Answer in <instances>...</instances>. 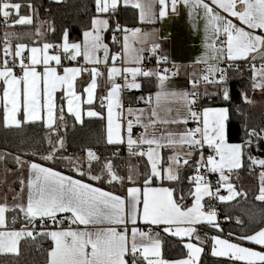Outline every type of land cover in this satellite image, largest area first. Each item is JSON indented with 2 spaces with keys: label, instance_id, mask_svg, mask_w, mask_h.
<instances>
[{
  "label": "snow or ice",
  "instance_id": "6c2138e0",
  "mask_svg": "<svg viewBox=\"0 0 264 264\" xmlns=\"http://www.w3.org/2000/svg\"><path fill=\"white\" fill-rule=\"evenodd\" d=\"M119 0H95L98 14L115 13ZM131 0H124L128 5ZM159 4V19L163 20L168 15L169 0H154ZM182 2L189 10V16L203 12L204 20V53L195 60V64L205 65L203 74L199 77L193 73L190 80L192 91H169L168 82L179 72V66L173 65L175 71L168 68L160 70H144L140 65L145 57L144 51H149L156 56V63L168 62V56H157L160 49L159 43H154L148 49L134 48L129 43V32L133 37L139 38L140 28H122L116 23L114 43L119 42L115 33L123 32V44L121 52L110 55L108 44L104 43L102 32L109 29V19L93 18L90 31L83 33L81 43H70L67 31L63 34V43L53 45L44 43L42 47H31L18 43L12 48L11 38L14 33H4L3 57L0 58V82L3 84L0 95L2 106V120L5 128H20L23 123L44 121L51 129L57 119L63 121L65 112L63 100L67 97V111L78 122H82L80 107L81 96L76 94L75 82L78 76L85 70L90 71L91 81L84 88L87 93L86 103L93 104V95L97 88V78L102 76L97 67L90 70L83 67H63L60 54H49L50 49L61 48L70 61H76L82 57L86 64L108 65L109 59L112 66L107 67V80L111 84L107 96L101 101V107H105L107 101V143L109 145L127 144L130 155L146 157L150 170L143 174L138 181L133 171L120 176L113 170L109 161L104 165L101 175L91 174V162L98 160L96 153L91 149L87 151L89 171L86 173L82 166L76 164L73 170L80 177L88 176L90 180L100 181L107 179L109 184H119L125 187L126 195L121 196L111 191L94 187L82 179H75L71 175H64L52 168L44 167L39 163L24 161L20 156L15 157L16 163L23 167L28 164L29 176L20 180L21 193L27 188L26 204H16L10 209L6 204L0 205V253L19 254V244L25 238L35 239L36 236L50 238L52 247L47 252V264H199L204 248L202 240L197 235L196 225L206 224L212 228H219L216 223V212L204 211L202 200L205 196L212 195L210 183L201 175V169L210 173H219V181L223 182L228 196H219V200L228 201L240 193L236 192L229 175L233 170L242 167L244 150L253 146V140L264 139L254 129L248 131L243 143H229V109L227 107H203L198 109L200 93L198 86L201 82L213 85L216 91L212 95L221 96L224 101L230 99L227 70L221 68V63L247 60L249 55L257 53L264 59V0H171V11L175 12L177 4ZM132 6L140 9V21L143 23L154 22V4L132 3ZM22 8L35 12L31 3L22 4L15 0H0V18L6 28L12 25H30L33 22L31 15H22ZM226 14V15H225ZM233 18L239 21V25L233 22ZM11 21V23H10ZM257 30L260 34H257ZM37 34H40L39 29ZM145 36L148 34H144ZM143 44V40H139ZM30 53L25 55V52ZM103 52L101 59L97 54ZM11 57V61L8 59ZM257 56L253 55L252 60ZM121 61L123 68L117 67L116 62ZM25 61H28L27 63ZM52 62L56 66H52ZM37 66H43V71H38ZM19 67L22 75H17L15 69ZM57 67H63V75L58 74ZM253 77L259 75L264 78V64L259 69L252 65ZM170 73V75H169ZM218 74V75H217ZM129 76L131 79H129ZM157 80L158 91L147 97H139L149 107L148 109H127L129 117L124 124V109L121 101L122 89L141 88L137 77H153ZM116 77H121L124 84L116 82ZM253 87H264V83L254 84ZM61 90V104L58 106L56 92ZM205 95H208L205 92ZM246 103H251L247 96ZM166 103H174L176 116H171L173 109L165 107ZM119 110V111H116ZM148 114V121L143 117ZM161 112L165 115L161 116ZM89 117H100L101 113L89 110ZM196 124L194 128L186 127L189 122ZM157 124H183L182 132L167 131L166 134L157 135ZM139 126L144 131L138 136H133V127ZM153 129L150 133L149 129ZM63 147V141H59ZM147 146L146 150L144 146ZM207 146L211 154L204 156V148ZM187 148L181 154L179 151L168 158V167L160 166V149L162 148ZM260 149L259 142L255 145ZM55 151V150H54ZM192 167L197 175L189 177L190 184L195 185L194 191L189 192L193 197V203L188 206L182 201L185 197L174 198V189L163 186H153L156 180L163 182L176 181L178 169L181 166H189V161L195 155ZM45 161H53L54 153L42 156ZM69 164H73L71 158ZM252 165L264 168V159H258L248 155ZM228 173V174H226ZM261 186L256 199L264 201V171L260 173ZM217 194L219 188H217ZM17 197H14L16 199ZM9 223L6 213L16 211ZM22 217V219H21ZM149 226L147 231L138 227V222ZM21 224L19 229L15 228ZM39 224L40 231L36 232ZM68 224L67 228L63 225ZM75 225V228L72 226ZM129 225L131 227L129 228ZM151 226H161L165 233L175 237H187L189 242L184 243L187 249L186 258L168 260L161 256V241L159 232L153 234ZM35 233V235H34ZM231 235V233H229ZM195 238L198 243H192ZM207 239V235H206ZM211 255L213 257H226L231 261H240L242 264H264V227L254 231L253 234H245L237 237L238 241H248L258 245L260 250L242 246L240 242H232L218 235L210 237Z\"/></svg>",
  "mask_w": 264,
  "mask_h": 264
},
{
  "label": "trees",
  "instance_id": "16d2710c",
  "mask_svg": "<svg viewBox=\"0 0 264 264\" xmlns=\"http://www.w3.org/2000/svg\"><path fill=\"white\" fill-rule=\"evenodd\" d=\"M22 4L31 3L34 5L35 12L48 20L49 32L46 40L52 43H62L63 34L68 33L70 43L79 42L82 39L84 30L91 25L93 16L97 13L95 0H62L54 2L52 0H15ZM32 10L22 8L21 14H28ZM110 27L107 31V38L114 48L117 43L113 42L114 29L117 22L125 25L138 24L137 11L132 7H121L115 13L109 12ZM11 23V21H10ZM0 29L6 27L0 19ZM15 34L11 40L14 43L26 42L36 43L34 36V24L14 26ZM117 35V33H115ZM3 57L2 47L0 46V58ZM244 61V60H242ZM228 86L230 89L229 101H224L221 96L212 95L216 91L213 85L206 84L200 93L199 107L207 105H225L229 108L228 128L230 130L228 140L230 142H240L247 138L245 128L248 131L255 130L264 137V111L259 107H253L251 103H246L244 97L250 95L254 89L252 70L244 72L243 69L227 70ZM155 78H144L143 88L137 93L144 94L155 88ZM147 85V86H146ZM146 86V87H145ZM205 92L208 95H205ZM132 94V92L130 93ZM61 95L57 97L58 106L61 104ZM64 101V100H63ZM63 103V102H62ZM64 107V105H63ZM65 112L63 121L56 120L54 127L49 129L43 121L23 123L20 128H5L0 120V153L3 163L9 168L17 167L16 156L26 157L30 161L40 159L41 162L50 163L62 170L70 171L66 156H84L88 149H94L99 153L100 160L97 161L95 169H100L103 159H113L116 167H121V158L114 155V151L121 145H109L105 135V118L94 117L85 118L82 122H77L72 115ZM2 116V107H0ZM56 137L65 143L63 148H59L54 154L53 161H45L42 156L48 155L55 148ZM259 142L260 149L255 145ZM248 155L258 159L264 158V139L253 140V146L246 148ZM245 157L243 166L232 173V182L240 192V195L233 201L222 203L220 206V219L222 224L221 232L229 235H245L264 227V201L256 199L258 187L261 185L260 171L251 164ZM184 166L179 173L176 181H163V184L174 189L176 199L180 196L185 197L182 201L185 204L190 198L189 192L193 185L188 181L189 175L194 171V167ZM105 180V179H104ZM106 181V180H105ZM111 185L107 187L110 188ZM121 189V187H120ZM39 225V224H38ZM37 225V226H38ZM205 229L202 252L199 264H240L239 261H231L224 257H213L211 255L210 237L216 232L214 228L199 225ZM207 235V239H206ZM182 239L164 234L162 236V256L168 259L184 257L187 249L184 248ZM51 247L49 238L36 236L35 239L25 238L20 242L19 254L0 255V264H45L47 262V252Z\"/></svg>",
  "mask_w": 264,
  "mask_h": 264
},
{
  "label": "crops",
  "instance_id": "0c3cea01",
  "mask_svg": "<svg viewBox=\"0 0 264 264\" xmlns=\"http://www.w3.org/2000/svg\"><path fill=\"white\" fill-rule=\"evenodd\" d=\"M52 1L60 2L62 0H52ZM135 2H139L142 4H147V3H153L154 4V11L156 14L155 18H154V22H147V18H146V21L143 23L140 21V9L132 6V3H135ZM206 2L210 3V0H206ZM121 7H132L134 9H136V11H137L138 24H136V25H125L123 23H120L122 28H128V29L140 28L141 29V35L139 38L133 37L131 32H129V43H130V45L134 48L143 47L145 49H148L152 46V44L159 43L161 45V47H160V49L157 50L156 55L157 56H165V55L168 56L169 59H168L166 68H168L171 72V68H173L174 64L179 66L178 74L174 77H171L170 81L168 82V85H167L168 90L169 91L174 90V91L191 92L193 89H192V86H191V83L189 80L190 77H193V73H195L196 77L202 75L203 69L205 67V65H203V64H195L194 63L195 60L204 53V47H203V43H204V20H203L202 10L199 11L198 15H193L192 17H190L189 16V10L184 7L182 2H180L177 4L176 11L172 12L171 11V0H169L168 15L166 16V18L161 20V19H159V7L160 6L158 3H155L154 0H131V2L128 5L124 4V0H119L117 9L121 8ZM110 12H111V10H110ZM22 15H31L33 17L32 24H34V36L36 39V43H34V44H28L26 42H19V43L25 44L28 49H30L31 47H42L44 43H50L53 45H59V44L63 43V42L62 43H52V42L46 40V37H47L48 32H49V24H48V20L46 18H43L38 14H33V11H31L28 14H22ZM93 18L109 19V13H107V14L96 13L93 16ZM233 22L237 23L239 25V21L235 20V18H233ZM32 24H30V25H32ZM14 26H23V25H12L11 27H8L5 30H2L3 37H4V33L6 31L9 33H13ZM109 27H110V21H109ZM91 28H92V25H90V27L88 29L84 30V32L90 31ZM38 29H39L40 34H37ZM107 31L108 30L103 31L102 36H103L104 43L108 44V46H109L110 55L117 53V52H121L122 44H123V35H124L123 32L117 33V36L119 38V42L117 43V48H114L112 46L111 42L109 41V39L107 38V36H108ZM144 34H148V35L145 36ZM257 34H260L259 30H257ZM139 40H143L144 43L143 44L139 43L138 42ZM82 41H83V35H82L81 41L75 42V43H81ZM16 44H18V43H14L11 40V45H12L13 49L15 48ZM3 48H4V46H3ZM3 48H2V54H3ZM262 51H264V50H262ZM146 52H149V51H147V50L144 51L142 53V55H144V53H146ZM29 54L30 53H28L26 50L25 55H29ZM49 54H60L63 67H83L84 69H88V70H90L92 67H97L98 70L101 73H103L102 76L97 78L98 84H97V88H96L94 95H93V104L92 105H88L86 103L87 93L84 91V88L87 87V85L91 81L90 71L85 70L81 73L80 76L77 77L76 82H75V91H76L77 95L81 96L80 107H81V112H82V121L85 118H94V117L87 116V112L89 110L97 111V112L101 113V116H103L105 118V125H106L105 135H106V140H107V109H106L107 101L106 100L104 101L105 107H103V108L101 107V101L104 97L107 96V91L111 87V84L107 80V67L112 66L111 59H109L108 65L106 67L104 64H100V65L86 64L82 57H78L76 61H70L67 58H65L61 48L50 49ZM97 55L101 59L103 58V52L102 51L99 52ZM253 55H258V54L252 53L249 55L248 59L251 58ZM25 62L27 63L28 61H25ZM52 66H56L54 62H52ZM116 66L123 68L125 66H136V65H125L121 61L118 60L116 62ZM140 66L144 70H155L158 68L157 63H154L152 65L147 66L142 62V64ZM63 67H57L58 74L63 75ZM17 68L19 69V67H17ZM17 68L15 69L16 74L18 76L22 75V73L20 72V69L18 72ZM37 70L42 72L43 66H37ZM174 71H175V69H174ZM169 75H170V73H169ZM144 78L145 77H137V82L141 84V88L139 90L122 89V91H121V101H122L123 109H124V120H123V122L125 125H126L127 119L129 118L127 116V109L129 107H131L133 109H148L149 106L147 104H145L143 100H140L139 97H141V96L147 97L149 95H153V97H154L155 93L159 90L157 87V80H156L155 76H153L151 78H155V82H154L155 88L150 92L137 95V93L143 88V79ZM129 79H131L130 76H129ZM116 82L120 83L122 85L124 84V80L121 77H116ZM2 88H3V84H2V82H0V95H2ZM198 89H199V87H198ZM200 89L202 91L204 89V87H201ZM131 92H132V94H130ZM55 95L57 98L58 95L62 96L63 93L61 90H58ZM63 105H64V110L66 111L67 114H69L67 111V97L64 98ZM0 107H2V106H0ZM165 107H171L173 109V111L171 112V116H173V117L176 116V112H175V108L177 107L176 104L166 103ZM204 107H227V106H225V105H207ZM202 108L203 107H200L199 109H202ZM116 111H119V110H116ZM163 115H165V113L161 112V116H163ZM143 120L145 122L148 121L147 112L145 113ZM55 124H56V122L54 123V125ZM54 125H53V127H54ZM190 126H193V128H194V127H196V124L190 121L186 127L190 128ZM184 129H185V125H183V124H169V125L157 124L155 127V133L157 135H160V134H166L167 131L182 132V131H184ZM152 131H153V129L150 128L149 132L151 133ZM133 136H134V138L137 137L135 135H133ZM228 142L229 143H240V142H230L229 140H228ZM63 143H64V141H63ZM64 145H65V143H64ZM125 145H127V144L126 143L122 144L120 147L125 146ZM144 148L146 150L147 146L145 145ZM91 150L94 153H96L97 157L99 158L98 160H94L91 162V174L92 175H101L102 171H104V165L109 161L113 165V170L116 171L120 176L126 177L129 174V171L132 170L134 177L138 181H141L143 174L150 170V165L147 163L146 157H140V156H134V155H128L125 159L121 158V167L120 168H119V166L116 167V163L114 162L113 159H111V158L106 159L105 158L102 160L103 163L100 164V166H102V167L100 169H95L94 167L97 165V161L100 160V156H99V153L96 152V150H94V149H91ZM87 151L84 154V156L72 155L73 158H75V160L73 161V164H69V160L67 159V164L70 167V171L62 170V169H60L54 165H51L50 163L41 162L39 158L35 159V161H30L29 159L28 160H29V162L39 163L44 167L52 168L53 170L59 171L64 175H71L75 179H82L83 182L90 183L94 187H99L102 190L111 191L114 194L121 195V196L126 195V188L128 186L127 181L125 182V187H123V188L119 184H114V185L110 186V188H109L107 186L111 185V184H109L107 182L106 178H103L100 181H93V180H90L87 175H85L84 177H80L78 175V173L73 170V166L78 164V165L82 166L83 170L86 173L89 171V166H88L89 161L87 158ZM176 151L180 152L181 161H182L184 158L183 153L187 151V148H183V149L177 148L176 150H173L172 148L165 147V148L160 149V166L162 168L168 167V163H169L168 158L173 156L176 153ZM244 152H245V155L242 157V166L244 164L246 155H248V152L246 151V149L244 150ZM51 153H53V151ZM209 154H211V150L208 149L207 146H205L204 156L207 157ZM66 158H70V157L66 156ZM198 159H199V155L197 154L192 158V160L189 161V163H192ZM261 159H264V158H261ZM5 166L6 165H5V163H3V160H2V154L0 153V205L6 204L10 209H12L16 204H20V203L26 204L27 188L25 187L24 193H21L20 180L21 179L25 180V184H26L28 176H29V172L26 174V178L19 176L18 179H15L14 185H13L11 183V181H9V179H8ZM19 167L20 166L17 165V167H15V168H19ZM183 167L184 166H181L178 169V177H179V173L183 169ZM236 170H238V169L233 170L230 174L226 173L229 175V182L232 184H233V182H232L231 176H232V173ZM212 174H215L217 184L220 185V187L224 189L223 182L218 183L219 173H212ZM164 181H167V180H164ZM153 186L169 187L168 185L163 184L160 180H156L154 182ZM210 186H211V184H210ZM233 186H234L235 191L240 193L234 184H233ZM120 187H121V189H120ZM169 188H171V187H169ZM194 189H195V185H193L192 191H194ZM259 189H260V187H258V193H259ZM224 190H225V196H228L229 195L228 191L226 189H224ZM238 196L239 195H237L235 198H233L231 200L223 201V203L233 201ZM14 197H17V198L14 199ZM6 198H8V199L10 198V200H6ZM174 198H176L175 194H174ZM192 203H193V197L190 196V198L188 200H186L184 205L190 206ZM219 212L220 211L216 212V223L219 225V228H214V229H216V232L213 234V236L218 235L221 238L229 239L232 242H240V243H242V246L251 247V248H254L255 250H260V247L258 245L250 244L248 241H242V242L238 241L237 237L242 236V235H236L235 234L233 236V235L223 234L221 232L222 224H221ZM17 215H18V209L16 211L7 212L6 217L9 221V223L11 222L12 217L17 216ZM21 219H22V217H21ZM203 225H205L208 228H212L210 226H207L206 224H203ZM198 226L199 225H196L195 227L197 228ZM20 227H21L20 223H17L15 225L16 229H19ZM63 227L67 228L68 224L63 225ZM72 227L75 228V225H73ZM130 227H131V225H129V228ZM138 227H140L144 231H147L149 228V226L144 225L142 221L138 222ZM151 227H152L153 234H155L156 232H159L158 238L161 241V256H162V236L164 234H168V233H165L161 226H151ZM253 233H250V234H253ZM197 235H199L202 240H205V237L203 235H200L198 233H197ZM178 238L182 239V241H184V243L189 242V239L187 237H184V238L178 237ZM49 240H50V238H49ZM50 242H51V240H50ZM191 242L192 243H198V241H196L195 238H193L191 240ZM202 245H199V246L203 247ZM52 246L53 245L51 242V247ZM51 247H50V249H51ZM50 249H49V251H50ZM0 255H2V253H0ZM201 255H202V253H201ZM186 256H187V254L184 257L174 258V259L164 258L163 256H162V258L168 259V260H176V259L186 258ZM224 258H226V257H224ZM200 259H201V257H200ZM45 264H47V262ZM240 264H242V262Z\"/></svg>",
  "mask_w": 264,
  "mask_h": 264
},
{
  "label": "built area",
  "instance_id": "2783aa9c",
  "mask_svg": "<svg viewBox=\"0 0 264 264\" xmlns=\"http://www.w3.org/2000/svg\"><path fill=\"white\" fill-rule=\"evenodd\" d=\"M0 46L3 48L4 46V37L2 34V30L0 29ZM145 57V59L143 60V63L147 66L152 65L154 63H156V56H153L150 52H146L143 55ZM11 61V57L8 58ZM232 63V67H228L227 63H222L220 65L221 68H224L226 70H230V69H238L241 68L243 69L244 72L250 71L252 70V65L254 64L256 69H259L261 64H264V59H261L260 57L257 58L256 60H252V57L244 60V61H236V62H231ZM167 63H161L160 65H158V67L160 68V70H162L163 68H166ZM18 69V68H17ZM171 71H174V68H171ZM19 72V69H18ZM203 74V73H202ZM218 75V74H217ZM199 77V76H197ZM194 77H190L189 80L193 79ZM206 84L201 82L199 84V93H201V87H204ZM200 99V97H199ZM198 109L200 108L199 105H197ZM190 128H193V126H190ZM144 130L139 127V126H134L133 127V135L135 136H139ZM114 155L117 157H120L122 159H125L128 155H130L129 150L127 148V145L122 146L117 148L114 151ZM255 167H257L259 169L260 172L264 171V168H261L257 165H254ZM201 175L205 176V179L207 181H209V183L211 184V192L212 195L210 196H205L204 199L202 200V203L204 205V211H215L218 212L220 211V206L223 203V201L219 200V196H225V190L223 188L220 187V185L217 184L216 182V177L215 174H212L210 172H207V170L205 169H201L200 172ZM195 175H197L195 169L193 171V173L191 175H189V177H194ZM189 177H188V181H189ZM194 185V184H192ZM261 186V185H260ZM217 188H219V193L217 194ZM40 231V227L39 225L37 226L36 232ZM197 233L200 235H204L205 233V229L202 227H197ZM35 235V233H34Z\"/></svg>",
  "mask_w": 264,
  "mask_h": 264
},
{
  "label": "rangeland",
  "instance_id": "374dc122",
  "mask_svg": "<svg viewBox=\"0 0 264 264\" xmlns=\"http://www.w3.org/2000/svg\"><path fill=\"white\" fill-rule=\"evenodd\" d=\"M253 81H254V84H261V83H264V78H261L259 75H257L255 78L253 77ZM247 98L248 100L251 101V104L253 105L254 108L257 106L263 109L264 111V87H254L252 93L248 95ZM55 139H56L55 148L52 150L54 154H56L59 148H61L59 145V141L62 140L59 137H56ZM63 146H64V143H63ZM69 157L71 158L72 162L75 160V158H73L72 155ZM21 159L24 161H29L26 157H21ZM5 169H6L8 179L9 181H11L13 185H14L15 179H18L19 176L26 178V174L29 172L28 164H25L23 167L20 166L19 168H9L5 166ZM224 189L227 190L226 186H224ZM6 200H10V198L9 199L6 198Z\"/></svg>",
  "mask_w": 264,
  "mask_h": 264
},
{
  "label": "water",
  "instance_id": "95a60500",
  "mask_svg": "<svg viewBox=\"0 0 264 264\" xmlns=\"http://www.w3.org/2000/svg\"><path fill=\"white\" fill-rule=\"evenodd\" d=\"M257 56V58H259V55H256Z\"/></svg>",
  "mask_w": 264,
  "mask_h": 264
}]
</instances>
